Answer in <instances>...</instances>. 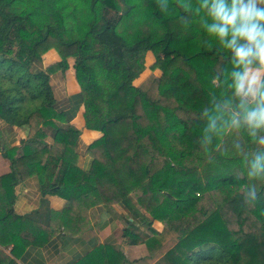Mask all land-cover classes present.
Here are the masks:
<instances>
[{
    "label": "trees",
    "instance_id": "16d2710c",
    "mask_svg": "<svg viewBox=\"0 0 264 264\" xmlns=\"http://www.w3.org/2000/svg\"><path fill=\"white\" fill-rule=\"evenodd\" d=\"M141 1L88 0L92 16L73 28L53 0H0V121L26 134L17 147L0 136L10 163L0 176V227L18 230L11 255L0 249V264H18L16 243L44 235L41 228L27 234L25 224L36 219L13 210L15 186L33 176L43 197L65 200L58 215L69 219L62 224L69 235L91 207L116 217L117 204L150 231L141 235L127 219L124 238L144 244L147 255L128 261L117 244H105L101 264H264V180L248 175L261 146L246 127L227 126L241 112L233 73L245 70L226 47L231 35L221 40L209 32L212 0L189 10L180 0H152L154 22L143 7L150 0ZM135 9L143 25L154 27L129 42L117 26ZM50 49L60 59L34 69ZM148 51L161 75L134 85ZM69 57L80 92L69 111H58L51 75L66 71ZM80 104L85 127L102 133L87 147L88 169L77 165L80 131L57 124L69 122ZM252 188L254 202L247 199ZM153 220L164 223L161 231ZM0 245L7 246L1 239Z\"/></svg>",
    "mask_w": 264,
    "mask_h": 264
},
{
    "label": "crops",
    "instance_id": "0c3cea01",
    "mask_svg": "<svg viewBox=\"0 0 264 264\" xmlns=\"http://www.w3.org/2000/svg\"><path fill=\"white\" fill-rule=\"evenodd\" d=\"M56 61L58 60L54 59L52 63ZM252 68L255 69V67ZM63 73H60V77H63L60 83L61 89L56 90L52 81L51 86L56 101V109L69 111L73 103L71 97L80 92V86L76 81L73 65H70L65 71V77ZM83 111L84 107L80 104L69 122H57V124L62 128H67L70 125L80 131L76 147L77 165L82 169H88L92 162V155L87 147L99 140L102 133L85 127ZM0 136L10 147L19 146L20 142L26 138L24 130L1 121ZM47 141L52 142L51 135L47 137ZM9 172L10 163L0 153V176ZM14 194L13 210L15 214L18 216L28 215L36 219V224H25L26 233H34L40 228L44 231L43 236L26 237L22 242L16 243L18 244V256L12 257L18 264H101L104 260L103 254L101 255V246L105 244H117L128 261L147 255L144 244L131 245L127 239L123 238L124 226L120 220L127 218L133 221V218L126 215L128 211H119V207H121L119 205L113 207L116 217L105 213L101 207H91L74 227L77 233L69 235L65 233V227L62 225L68 224L69 219L58 215L65 200L57 195H45L43 197L35 176L28 177L18 183L14 188ZM36 212L39 213L36 214ZM154 228L158 232L162 230L159 227L154 226ZM17 231L15 225L9 230L0 227V239L7 244L6 247L0 245V249L7 255H11L10 250L14 241H17ZM52 231L54 234L51 239L44 245H39Z\"/></svg>",
    "mask_w": 264,
    "mask_h": 264
},
{
    "label": "clouds",
    "instance_id": "9594fccd",
    "mask_svg": "<svg viewBox=\"0 0 264 264\" xmlns=\"http://www.w3.org/2000/svg\"><path fill=\"white\" fill-rule=\"evenodd\" d=\"M258 4L264 5V0H231V4L227 0H212L208 14L213 21L209 32L221 40L231 35L226 47L245 69L243 75L233 73L236 93L241 97V112L227 126L237 130L246 127L250 137L256 138L261 148L250 157L248 175L264 180V135L257 137L264 130V6ZM254 63L259 67L253 69ZM215 126L213 120L210 127ZM247 199L256 200L255 188L249 191Z\"/></svg>",
    "mask_w": 264,
    "mask_h": 264
},
{
    "label": "rangeland",
    "instance_id": "374dc122",
    "mask_svg": "<svg viewBox=\"0 0 264 264\" xmlns=\"http://www.w3.org/2000/svg\"><path fill=\"white\" fill-rule=\"evenodd\" d=\"M53 1H54V3H56L60 6H63L64 12L66 13V15H65L66 19L65 20H66L67 24H69L73 28L78 27L80 24H82V22L86 23L87 20L92 16L90 13V9L88 8V4H87L88 0H53ZM135 1L137 3L142 2L141 0H135ZM164 1H161V2L164 3ZM151 2H152V0H150V4H149L148 2L145 1V3L143 4V7L146 8L145 10L149 14V16H148L149 21L154 22V21L150 20ZM180 3L183 5H186L185 7H188V10L191 9V6H194L196 3H197V6H199V7H202V4L207 6V0H205V1H201V0H180ZM127 5H129V4L125 2V6H127ZM205 6H203V7H205ZM140 16H141L140 11L135 9V11L130 16L126 17V19H123L122 22L119 24V26H117V32L120 35H121V32L119 31V28L121 29V27H122L126 30L127 34L124 37V38H126L125 40L131 42L138 37L149 35V33H151V29L154 27V25H153L154 23H151L152 25H150V24L143 25ZM145 21H147V20L145 19ZM149 21H148V23H149ZM158 25H159V23H158ZM160 32H158V34ZM54 59L59 60L60 57L54 49H50L46 53H44V55L42 57V62L36 64L34 69L45 68L46 66L50 65ZM67 61H68V65L70 67V65H73V63H74V58L69 57ZM154 62H155V56L152 54V52H150V51L146 52L144 54L145 69L139 75V77L134 80V82H133L134 85H139L150 75H155V76L161 75V71L159 69H152V65L154 64ZM59 72L62 73L61 71H55L51 75V77H52L51 81H52L53 87L56 90L61 89L60 83L62 82V79H63V77H60ZM206 74L214 84L217 83L218 77L211 70H207ZM63 75L65 77V71H64ZM242 188H244V187H242ZM117 205L121 206V207H119V211H121V210L122 211H124V210L128 211V210H126L127 208L124 205H122V204H117ZM126 215L133 218V221L135 222V224H139L138 220L135 219L134 217H132V215L130 214L129 211ZM146 216L150 218V216L147 213H146ZM120 221H121V224L125 228L127 225V218L121 219ZM163 224L164 223L161 221L153 220L152 221V228L155 229L154 226L156 228H158V227L163 228ZM137 232H139L141 234L143 233V235H146V236L150 235V231L143 224H141V225L139 224L137 226ZM123 238H124V236H123ZM124 239L126 240V238H124Z\"/></svg>",
    "mask_w": 264,
    "mask_h": 264
}]
</instances>
